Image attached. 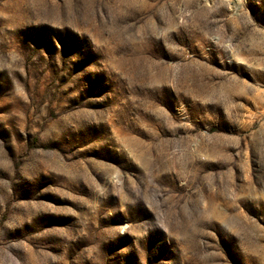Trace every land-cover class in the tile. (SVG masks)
<instances>
[{"label": "rangeland", "instance_id": "rangeland-1", "mask_svg": "<svg viewBox=\"0 0 264 264\" xmlns=\"http://www.w3.org/2000/svg\"><path fill=\"white\" fill-rule=\"evenodd\" d=\"M0 264H264V0H0Z\"/></svg>", "mask_w": 264, "mask_h": 264}]
</instances>
